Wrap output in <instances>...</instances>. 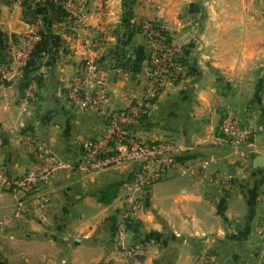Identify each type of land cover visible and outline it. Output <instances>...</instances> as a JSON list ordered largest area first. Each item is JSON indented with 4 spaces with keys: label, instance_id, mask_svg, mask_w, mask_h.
Returning a JSON list of instances; mask_svg holds the SVG:
<instances>
[{
    "label": "crops",
    "instance_id": "0c3cea01",
    "mask_svg": "<svg viewBox=\"0 0 264 264\" xmlns=\"http://www.w3.org/2000/svg\"><path fill=\"white\" fill-rule=\"evenodd\" d=\"M57 1L0 0V64L8 66L0 81V264H194L208 253L216 264H264L255 235L264 185V167H256L264 163V0H88L85 31L67 22ZM145 21L162 26L184 75L132 136L173 142L176 164L152 186L132 227L117 235L133 164L87 178L74 171L81 143L103 140L107 122L69 106L65 94L89 55L82 46L88 37L106 75L108 108L139 100L151 47L138 33ZM34 36L38 52L19 71V46ZM29 83L36 99L23 111ZM227 114L252 133L243 168L219 133ZM23 132L62 164L45 206L3 187L4 178L31 166ZM122 245L145 256L127 257Z\"/></svg>",
    "mask_w": 264,
    "mask_h": 264
},
{
    "label": "built area",
    "instance_id": "2783aa9c",
    "mask_svg": "<svg viewBox=\"0 0 264 264\" xmlns=\"http://www.w3.org/2000/svg\"><path fill=\"white\" fill-rule=\"evenodd\" d=\"M57 8L63 11L67 22L74 23L85 31L88 0H58ZM138 33L150 43L149 62L146 71V85L139 100L126 108L110 110L105 87V74L98 71L96 51L93 42L83 37L82 46L89 53L84 60L81 74L68 85L65 100L72 108H78L107 122L103 140H85L80 145V153L74 171L87 178L101 173L122 162L133 164L130 180L125 184V194L116 213L114 228L117 235L124 233L131 222L145 211V199L152 186L166 178L167 172L176 164V146L171 141L147 143L132 136V130L150 115L160 94L184 75L183 64L170 44L162 26L145 21L140 24ZM40 38L34 36L21 42L18 49L17 68L22 71L38 47ZM120 79L127 77V70H117ZM8 74V66L0 64V81ZM90 86V89H89ZM37 86L29 83L20 98L25 106L36 99ZM219 133L238 155V165L243 168L253 150L252 133L241 128L236 118L227 114L219 125ZM21 143L31 159L30 168L17 178H4L3 187L19 198L45 206L50 201L51 182L55 172L62 167L61 162L44 150L29 132L21 134ZM224 188L231 185L225 180ZM261 212L255 227V235L264 246V185L260 193ZM127 257L140 259L145 256L137 246H123ZM194 264H216L214 254L195 256Z\"/></svg>",
    "mask_w": 264,
    "mask_h": 264
},
{
    "label": "water",
    "instance_id": "95a60500",
    "mask_svg": "<svg viewBox=\"0 0 264 264\" xmlns=\"http://www.w3.org/2000/svg\"><path fill=\"white\" fill-rule=\"evenodd\" d=\"M257 161H259V163L256 165V167L263 168L264 167V163L260 162L259 159ZM226 264H232V262L230 260H227Z\"/></svg>",
    "mask_w": 264,
    "mask_h": 264
},
{
    "label": "trees",
    "instance_id": "16d2710c",
    "mask_svg": "<svg viewBox=\"0 0 264 264\" xmlns=\"http://www.w3.org/2000/svg\"><path fill=\"white\" fill-rule=\"evenodd\" d=\"M38 49H39V46L36 48V52L34 53V55H36L37 54V52H38ZM118 186V185H117ZM130 226V225H129ZM130 227H132V226H130Z\"/></svg>",
    "mask_w": 264,
    "mask_h": 264
}]
</instances>
